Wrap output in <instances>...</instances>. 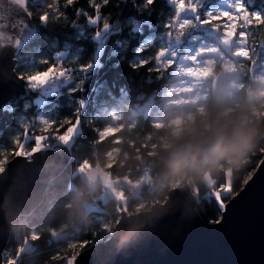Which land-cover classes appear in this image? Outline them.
Returning <instances> with one entry per match:
<instances>
[{
	"label": "trees",
	"instance_id": "1",
	"mask_svg": "<svg viewBox=\"0 0 264 264\" xmlns=\"http://www.w3.org/2000/svg\"><path fill=\"white\" fill-rule=\"evenodd\" d=\"M52 2L30 0L29 10L39 35L22 50L15 70L23 78L21 73L45 71L50 67L45 61H49L63 63L69 72L63 76L60 91L49 96L38 87L29 96L13 98L7 104L0 123V154L15 147L14 137L26 133V147L34 145V134L42 127L41 118L60 124L79 112L81 130L68 147L69 163L49 183L41 204L17 217L4 249V261L23 246L19 264H68L73 256L110 238L122 209H128L131 215L146 212L154 204L166 202L173 188L186 184L197 198L199 216L205 222L221 220L230 196L224 198L221 210L212 194L227 182L228 170H232L231 193L235 196L244 188L264 159V133L255 142L235 146L230 162L221 160L216 170L203 176L197 161L190 163L189 157L198 148V159L203 161L213 140L219 148L225 134H231L242 106L251 104L258 114L264 105V86L259 88L257 84L258 74L264 69V28L248 30L245 47L251 50V59H236V76L241 85L236 97L225 94L224 85L217 92L211 90L201 110L195 113L191 128L175 136L171 126L175 114L167 108L169 88L177 81L174 66L160 74L151 70L160 67L158 61L151 60L159 48H169L179 39L183 46L189 43V35L197 33L191 25L177 39L179 28H169L177 15L174 3L154 0L149 5L147 0H110L102 9L100 22L94 24L87 19V12L76 11L83 7L91 12L89 0H78L77 5L65 9L63 19L40 20V13L48 10ZM246 3L251 11L264 12V0ZM104 19L109 22L107 29L102 27ZM144 60L149 63L141 64ZM82 64L91 67L83 69ZM216 72L222 73V68ZM110 127L119 131L101 139L99 130ZM56 138L53 135L48 140ZM201 140L206 142L200 145ZM85 160L109 172L117 182L125 181L126 192L133 189L132 183L137 184L139 196L129 197L124 205L114 197L104 196V187L99 183L93 187L87 213L68 222L65 210L83 187L78 169ZM170 160L177 162L174 169ZM33 233H40L41 239L33 241ZM58 235L63 237L56 240Z\"/></svg>",
	"mask_w": 264,
	"mask_h": 264
},
{
	"label": "water",
	"instance_id": "2",
	"mask_svg": "<svg viewBox=\"0 0 264 264\" xmlns=\"http://www.w3.org/2000/svg\"><path fill=\"white\" fill-rule=\"evenodd\" d=\"M29 4L30 0H0V123L13 98L32 92L15 70L22 50L39 35ZM223 80L222 74L216 77L214 91ZM70 157L68 147L41 150L31 158H14L0 173V264H5L4 249L17 217L41 204L49 183ZM41 160L56 163L39 168ZM21 175L28 176L30 188L25 207L17 211L9 204L14 184L17 197L25 195ZM196 205L197 198L186 184L173 188L166 202L146 212L128 215L123 211L110 238L79 254L76 264H264V159L227 203L219 222H205Z\"/></svg>",
	"mask_w": 264,
	"mask_h": 264
},
{
	"label": "rangeland",
	"instance_id": "3",
	"mask_svg": "<svg viewBox=\"0 0 264 264\" xmlns=\"http://www.w3.org/2000/svg\"><path fill=\"white\" fill-rule=\"evenodd\" d=\"M171 2L174 3V0H171ZM196 2L200 4V9L194 11L190 8H186L179 13L178 23L183 22L184 20L192 21L193 23L188 26L193 25L197 33L189 35V43H184L183 46L180 44L182 43L180 39L171 43L168 52L163 57L164 60H171L174 62L171 66H174V75L177 77V81L173 87L169 88V102L167 105V108L171 109L173 114H175V118L171 122L172 132L175 136H178L182 132H186L191 128L195 113L201 110L210 96L211 90H214L213 83L219 74L224 76L223 83L220 87L224 85L225 94L230 97H233L234 95L236 97V91L241 86L238 83V77L236 76L238 69L236 68L235 63L237 58L243 56H237L235 53L238 48L242 46L245 47L246 44L242 45L239 43V36L233 38L230 43H226L223 39L224 33L222 29L200 22L202 19L207 18V13L210 11L215 12L221 9L234 10L231 7L232 0H196ZM174 5L176 6L175 3ZM197 17H199V19H197ZM185 33L186 32L184 31L180 36L183 37ZM173 44L174 46H172ZM180 46H182L181 50ZM201 48H215L216 51L201 52ZM192 56H196L197 59H190ZM208 61H212L213 63L209 65ZM181 67H212L213 72L207 77H193L186 73H182L180 71ZM219 67L222 68V73L216 72ZM63 82V76L57 75L53 76L46 83L38 87L41 88L43 93L50 96L51 94L60 91V86ZM31 83L32 82L29 81V84L26 83V86L31 91L34 89L36 90L38 87H32ZM257 84H259V88L264 86V69L258 74ZM43 100L44 99L41 101ZM80 130L81 126L79 122L77 130L69 142L65 143L58 138L53 142L46 139L44 143L49 146L42 150H62L64 147H69ZM58 146L60 148H58ZM78 173L81 174L83 179L86 178L93 187H96L101 183L104 187V196L114 197L119 203H123L124 205L127 203L129 197L139 196L140 189L137 184L132 183L131 186L133 189H131L130 192H126L125 190L127 189L122 188L121 182H117L109 172L100 167L91 166L84 171H82L80 167ZM227 178L232 181V170H228ZM229 196L230 199H232L234 194L231 193ZM123 211L126 214L131 215L128 209H122L121 213Z\"/></svg>",
	"mask_w": 264,
	"mask_h": 264
},
{
	"label": "snow or ice",
	"instance_id": "4",
	"mask_svg": "<svg viewBox=\"0 0 264 264\" xmlns=\"http://www.w3.org/2000/svg\"><path fill=\"white\" fill-rule=\"evenodd\" d=\"M110 0H89V3L92 7V11L88 12L83 7L76 8V11L79 13L87 12V19L91 23H98L101 20L102 9L108 4ZM154 0H147V4L151 5ZM174 3L177 7V15L173 17L174 23L169 25V28L178 27L180 31L177 33V39H179L180 35L188 30V25L193 22L190 20H184L183 22H179V13L184 11L186 8H190L194 11H198L200 9V4L196 2V0H174ZM78 4V0H63V4H61V0H53L52 3L47 5V9L40 13V20L49 21L50 19H55L56 21L63 19L67 15V11L65 9L75 6ZM62 7L64 10H62ZM232 9L234 10H218L215 12H208L207 18L202 19L200 22L206 25H212L216 28H220L223 30V39L226 43H230L233 38L239 36V43L247 44L249 42V31L252 28H264V12L259 11H251L247 6L246 0H232L231 4ZM31 14V10H30ZM199 19V17H197ZM102 27L107 29L109 27V22L107 19H104L102 22ZM97 35H99V29L97 30ZM20 41L17 40L16 44L19 45ZM201 52L204 51H216L215 48L212 49H200ZM168 52V48L161 47L155 53L154 56L151 57L152 61H158L160 67H153L151 70L157 72L158 74L162 73L164 69L169 68L171 64L174 62L171 60H164L163 57ZM237 56H243L251 59V50L248 47H240L236 50L235 53ZM192 60H196V56L190 57ZM255 61H253L254 63ZM45 63H49L50 67L43 72H34L30 74L21 73L24 79L31 81L32 87H38L44 83H46L53 76H64L69 72V69L63 64H51L49 61H45ZM148 60L141 61V64H148ZM213 62L208 61V64L211 65ZM139 67L140 65H136ZM81 68L87 69L91 67L90 64H82ZM180 71L182 73H186L193 77H207L212 74V67H181ZM69 78H71L69 76ZM82 83V82H81ZM188 90V89H185ZM81 105L84 104V101H80ZM79 112H77L76 116L72 119H66L62 123L58 124L56 121H49L41 118L42 127L39 129V132L35 133V143L30 148L26 147L25 136H16L14 137L15 147L10 151H4L0 154V173H3L6 170V165L9 163L11 157H31L35 153L41 151L43 148L48 147L49 145L45 144V140L50 136H56L59 140L67 143L74 136L78 126H79ZM25 129L29 128L28 124L24 125ZM100 131L101 139L108 137L111 134H114L119 131V129L115 128H105ZM91 167L90 162L85 160L81 164V170L84 171ZM232 181L230 179L227 180L226 183L220 186V190L214 192L213 198L215 199L218 207L223 210L224 198L227 195L231 194ZM219 222V221H217ZM33 241L41 239L40 233H33L31 236ZM84 245L82 244L81 247ZM23 252V246L17 249L16 254L8 255V259L5 261V264H19V256ZM58 258V257H56ZM68 264H76V256H73L68 260Z\"/></svg>",
	"mask_w": 264,
	"mask_h": 264
},
{
	"label": "clouds",
	"instance_id": "5",
	"mask_svg": "<svg viewBox=\"0 0 264 264\" xmlns=\"http://www.w3.org/2000/svg\"><path fill=\"white\" fill-rule=\"evenodd\" d=\"M256 113L257 110L253 109L251 104L242 106L236 115L234 128L231 134H225L224 139L220 142L219 148L216 147V141L213 140L210 145L208 155L203 161L198 159L199 149L196 148V150L193 151L189 157V162L191 163L193 160L197 161V167L201 176H203L205 173L216 170L221 160H228L230 162L232 156L234 155L233 148L235 146L248 141L255 142L259 135L264 133V128L261 127V122L264 121V105H261L258 110V114ZM205 142L206 141L201 140L199 144L202 145ZM55 163L56 162L52 160H41L37 167L47 168L49 164L55 166ZM169 163L173 169L177 166V162L175 161L170 160ZM179 164L181 167L185 168V171L188 170L183 161H180ZM19 182L24 186L25 195L18 198L14 184L9 204L10 207L15 208L17 211L25 207L24 201L27 198L30 188L28 176L21 175ZM92 193L93 186L85 178L83 181V187L80 191L76 192L75 198L71 203V207L65 210L68 222H73L78 218H82L87 213L88 200L90 199ZM37 202L31 205H34ZM18 226L22 227V225Z\"/></svg>",
	"mask_w": 264,
	"mask_h": 264
},
{
	"label": "built area",
	"instance_id": "6",
	"mask_svg": "<svg viewBox=\"0 0 264 264\" xmlns=\"http://www.w3.org/2000/svg\"><path fill=\"white\" fill-rule=\"evenodd\" d=\"M118 182H119V183L121 182L122 188H124V189H127V188H128V187H127V183H126L125 181H121V180H119Z\"/></svg>",
	"mask_w": 264,
	"mask_h": 264
}]
</instances>
